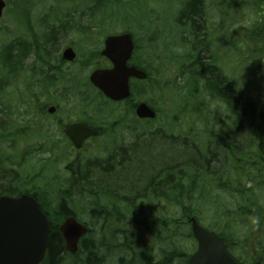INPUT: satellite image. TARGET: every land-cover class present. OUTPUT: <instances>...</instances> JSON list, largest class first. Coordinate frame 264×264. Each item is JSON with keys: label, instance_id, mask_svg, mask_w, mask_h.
<instances>
[{"label": "rangeland", "instance_id": "374dc122", "mask_svg": "<svg viewBox=\"0 0 264 264\" xmlns=\"http://www.w3.org/2000/svg\"><path fill=\"white\" fill-rule=\"evenodd\" d=\"M5 1L7 9L0 20V120L5 122V131H0V152L8 161L1 163L0 173L6 174L11 187L34 192L37 188L55 208L59 203L56 191L66 189L72 162L92 167L99 159L112 158L113 164L119 165L125 163L131 149L152 140L155 145L141 153L128 175L139 182L154 176L152 168L156 173L164 164L174 163L179 155L195 154L198 159L213 155L208 175L201 174L192 187L182 181L181 188L191 189L187 201L175 199L166 190H150L142 183V195L126 197L118 188L91 180L82 189V200L68 199L65 203L72 204L74 213L90 225L89 239H93L96 249H106L110 262L117 249L128 253L129 242L138 263L145 264L149 223L163 220L165 224L169 219L173 223L179 218L182 221V208L189 205L194 207L200 223L222 232L235 255L247 263L241 254L250 255L256 247L259 237L251 234L255 231L252 224L261 222V216L257 219L258 209L264 206V165L260 164L264 148L259 147L264 135L254 137L244 123L241 129H235L231 111L197 74L204 65L214 66L215 70H209L224 83L236 84L244 101L250 100L264 112V0H203L196 14L198 27L187 18L190 0ZM122 32L132 35L136 47L133 60L149 76L147 83H132L134 103L142 101L156 110L154 121H135L115 105L99 99L88 83L89 70L99 60L104 37ZM18 44L26 46L27 57L20 70L10 73L4 65L5 48L14 49L16 55L17 50L22 52ZM50 45L55 48L47 61ZM69 46L77 53L76 61L70 66H57L54 61H60L61 51ZM196 58L203 61L196 62ZM51 79H56V84L44 85ZM50 105L58 111L52 116L46 112ZM78 119L117 132L130 122L134 133L130 142L104 136L75 151L61 130ZM225 126L235 133V138L228 140L224 136V142H217L220 136L215 140V133L225 134ZM177 143L183 148H178ZM241 153H245L243 161ZM15 155L20 159L12 161ZM183 163L175 164L182 168ZM140 170L144 171L141 176ZM96 186L132 205L117 203L110 221L99 222L97 209L107 208L99 206L105 197H94ZM129 227L135 228L131 237ZM159 236L166 240L169 231L163 229ZM170 241L181 245L186 254L192 251L191 239L179 235ZM64 260L61 257L57 263L69 264L71 259L67 263ZM174 260L178 262V258Z\"/></svg>", "mask_w": 264, "mask_h": 264}, {"label": "trees", "instance_id": "16d2710c", "mask_svg": "<svg viewBox=\"0 0 264 264\" xmlns=\"http://www.w3.org/2000/svg\"><path fill=\"white\" fill-rule=\"evenodd\" d=\"M188 9L187 10V18H190L191 22L194 24V26H199V24H195L198 8L199 6H203V0H190L188 4L186 5ZM22 10V9H19ZM18 47L22 49V52L15 56V61H13V52L14 49H6L5 48V61L4 65L5 68L10 69V72L13 73L16 70H20V64L21 62L26 58V46L23 44H18ZM23 59V60H22ZM196 62H200L199 59L196 60ZM211 66V65H209ZM197 69V68H195ZM209 69H205L204 71V78L207 83L208 88L213 90V95L221 102L223 103L229 111L232 113V118L234 120V126L235 129H241L242 124L250 126L251 132H253L254 137H262L264 135V131H261L262 127L261 125L264 124V112L260 111L259 109H256L255 106L248 101H244L242 95L239 92V89L237 88L236 84L229 82V83H223L222 80H220L214 72H208ZM193 70H190V78H194ZM49 84L56 83V80H49ZM65 85H68L67 83ZM178 102L181 104L180 100ZM197 118V116H196ZM228 127L225 126V130ZM5 131V122L0 120V131ZM220 135L219 133H215V140L219 138L217 142H224V136L228 138V135H230V138L235 137V133L231 132L230 134L226 133ZM212 137V136H211ZM214 137H212L214 139ZM229 139V138H228ZM1 140V139H0ZM152 140L145 141L144 147L143 144L139 145L138 147H135L131 149L130 152L125 156V163H121L119 165H114L113 162L115 159L109 158L107 161L103 160L101 161L99 159L98 162L94 163L92 167L85 165V163H75L72 162L71 166V175L69 176L68 180L66 181L65 190L59 191V189L56 191V200L59 201L58 205L53 208L50 207L49 204V197L47 195H43L42 193H39L37 188H35L34 191L25 190L28 193H31L33 196H35L39 203L41 210L46 213L49 216V219L51 220L52 225H57L61 221V219L66 215H73L80 218L78 214H75L72 210V204L65 203L66 200L70 199L73 202H76L78 200H82V195H85V193L82 192V189L85 185L88 187L90 185L91 180H96L99 183L101 181L105 182L104 186H109L110 188H118L120 189L121 193H124L126 197H138L142 195L141 193L143 190L140 188L142 184L145 187H149V189H153L157 192L165 193V190L170 194L173 195L175 199L182 200L184 199L187 201V194L190 188H181L182 181H185V184H188V186L192 187V185L195 184V180L200 177L201 174L208 175V172L210 169L211 162L213 160V155L210 157L204 158L201 157V159L196 158L195 154L194 157H188V155H179L177 157V160L174 161V163H166L163 166L159 167L157 171H163L162 174H158V172L154 173L156 169L151 170L153 177H147V179H139L144 172L143 170L139 171V178L137 180L139 182H136L135 180L129 179L128 175H130L131 172H133V163L138 161L141 157V153H143L147 148L153 147L156 142H151ZM178 148H183V146L179 145V143L175 144ZM3 152H0V166L1 163L7 162L8 160L3 157ZM17 160L20 159V156L15 155ZM14 160V159H13ZM12 160V161H13ZM184 162L183 167L177 166L175 163L177 162ZM155 168V167H154ZM151 169V167H149ZM158 174V175H157ZM157 176V177H155ZM139 183H142L139 185ZM95 184V183H94ZM0 186H3L1 188L5 189L4 192L7 194L13 193V189H11V183H9L8 177L4 173H0ZM162 186V187H161ZM69 187V188H68ZM100 187L96 186V190L94 192V197L100 196ZM102 188V187H101ZM140 188V189H138ZM189 191V192H190ZM147 194H150V192H146ZM127 201V199H125ZM132 205V202L129 201ZM135 208V205H134ZM194 207H189V205H184L182 208V214L179 219H173V223H170V219L164 224L162 223H149V227H147V230L149 233H151L157 240L155 243L157 245H163L162 244V238H160L159 234L161 233V230L165 228V231H169V236L165 241V247L166 249L170 250V252L166 255L164 259V264H186V250L182 249L181 251V245H176L170 241L171 238L174 236H182L184 239H188L191 237L190 231L188 229V223H186V216H194L195 213L193 212ZM94 208L91 209L93 211ZM95 212V211H93ZM248 213V212H247ZM246 213V214H247ZM250 214H252L250 212ZM253 227H255V231L251 232V234H255L254 237H259V240L256 242V254H258L257 258L253 257V254L248 255V263L249 264H264V259L261 258L264 255V245L262 244V241L264 240V233L261 234V226L260 224L253 223ZM210 231L215 233L222 241L225 242L227 245L226 247L229 248V244L227 243V240L225 239L222 232H215L211 228H209ZM227 229V228H226ZM263 229H264V223H263ZM184 230L185 233L182 232ZM226 232V230H225ZM91 233V232H90ZM90 233L80 242V249L75 256L73 257L74 260L69 261V264H91L93 261L90 259L91 255H86L87 253H91V249L96 251V247L94 242L92 243L93 239H89ZM64 244L61 239L60 234L57 232L55 226H52V231L50 233V237L48 240V249H47V257L43 264H58L57 261L59 258L62 257L64 250ZM174 258H178V262H175ZM261 260V262H260ZM67 260H64V263ZM96 264V263H94ZM243 264V263H241Z\"/></svg>", "mask_w": 264, "mask_h": 264}, {"label": "water", "instance_id": "95a60500", "mask_svg": "<svg viewBox=\"0 0 264 264\" xmlns=\"http://www.w3.org/2000/svg\"><path fill=\"white\" fill-rule=\"evenodd\" d=\"M4 7L5 3L0 0V18ZM132 49L133 43L129 34L106 38L102 56L112 63V68L95 71L89 77L90 83L112 101L128 97L129 78H146L145 72L126 66ZM74 58L75 54L70 49L63 53L65 60L72 61ZM53 110L50 108L48 112L52 113ZM135 112L140 119L155 117L154 111L145 103H140ZM94 133V130L83 124H73L65 130L66 136L76 149ZM189 223L197 249L188 264H237L228 255L218 237L201 228L194 218L189 219ZM58 230L63 237L65 249L70 253L76 252L79 239L87 232V228L73 217L66 218ZM49 234L48 218L33 197H0V264H39L45 256Z\"/></svg>", "mask_w": 264, "mask_h": 264}, {"label": "flooded vegetation", "instance_id": "af4514ba", "mask_svg": "<svg viewBox=\"0 0 264 264\" xmlns=\"http://www.w3.org/2000/svg\"><path fill=\"white\" fill-rule=\"evenodd\" d=\"M263 11H264V8H263ZM100 51H99V53H100ZM62 64L68 65V66L72 65V63H66V62H62ZM127 65L128 66H136V63L133 60V54L131 56V59L127 62ZM93 66L94 67L89 70V75L95 70H102V69L111 68L110 62H108V60H106L105 58H102V57H99L98 62ZM206 68L215 70L214 66L204 65L203 71H201L197 75L203 76L205 74L204 71ZM209 72H211V70H209L206 73H209ZM76 73L79 74L78 72H76ZM89 75H88V77H89ZM131 84H132V81H131ZM209 91L211 93H213L212 89H209ZM97 95L100 98H102L104 100V102L115 105L116 107L121 109L123 113H126L128 116H131L135 120V113H134L135 103H134L132 88H131L130 97L128 99H125L123 101L116 102V103L110 102L98 91H97ZM55 110H56L55 113L58 112L57 109H55ZM55 113L51 114L50 116L54 115ZM67 115H69V113H67ZM76 118H79V116H76ZM140 121H142V120H140ZM74 122H79V123H83V124L85 123L87 127H90V128L93 127L96 130V136L86 140L83 143V147L85 146L86 143H88L92 140H95L97 138L104 137V136H109L111 139H113L117 142H121V143L130 142L131 136L134 133V128L131 126L130 122H128L127 123L128 126L125 127L120 132H117L115 129L113 130V128L112 129H108V128L102 129L101 125H94V123L92 121H90L91 123H89V122L86 123L84 120L78 119ZM110 130H111V132H110ZM259 147L262 149L264 148V141L261 140ZM241 156H242L241 161H243V159H244L243 157L245 156V153H241ZM260 164L264 165V151H263L262 160H261ZM263 180H264V178H262V181ZM1 187H3V186H0V196H3L7 193L4 192L5 189H3ZM100 193H101V197H105L107 199H105L103 201L101 200V203H99V206L104 205V206H106L107 209H105V210L102 209V210L98 211L99 222L104 223V222L110 221L111 215L113 214V211H114V207H116L117 203H119L123 206L131 204L129 201H126V200H119L118 199L119 196H117V195H111V194L106 193L101 187H100ZM262 197H264V192H262ZM134 229H135L134 227H129V231H128L129 236L128 237H131ZM101 233L103 234L104 232L101 231ZM102 238H104V236H102ZM123 238H125V235H123ZM127 248H128V253H125V252L123 253L121 251V249H117V251L115 253L116 254L115 259L112 262H110V260L108 259V254H105L106 249L104 247L97 248L96 251L91 250V249H87V250H90L91 253H87L86 255H91L90 259L93 261V263H91V264H94V263L104 264L105 262H106V264H139L135 258V252L136 251L134 250V247H132L129 244V242L127 243ZM63 250L65 251V249H63ZM121 254H124V255H121ZM65 255L69 256L70 254H65V252H63V257ZM71 256H73V255H70V257ZM144 256H145L144 261L147 264L152 263V262H153V264H164L163 261L166 257V252L163 251L162 249L150 248L148 252L146 251V253H144ZM59 260H60V258H59Z\"/></svg>", "mask_w": 264, "mask_h": 264}]
</instances>
